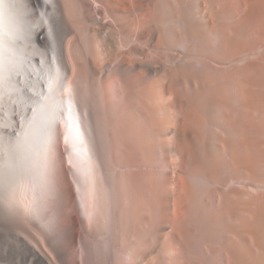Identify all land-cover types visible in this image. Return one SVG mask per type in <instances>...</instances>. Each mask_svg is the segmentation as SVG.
Returning <instances> with one entry per match:
<instances>
[{
    "label": "bare ground",
    "instance_id": "1",
    "mask_svg": "<svg viewBox=\"0 0 264 264\" xmlns=\"http://www.w3.org/2000/svg\"><path fill=\"white\" fill-rule=\"evenodd\" d=\"M3 1L24 264H264V0Z\"/></svg>",
    "mask_w": 264,
    "mask_h": 264
},
{
    "label": "rangeland",
    "instance_id": "2",
    "mask_svg": "<svg viewBox=\"0 0 264 264\" xmlns=\"http://www.w3.org/2000/svg\"><path fill=\"white\" fill-rule=\"evenodd\" d=\"M1 106L0 117L6 120L8 119L9 124L0 121V127L8 128L5 131H0V264H24L23 248L21 241L17 238V235H19V237H23L24 235L14 228H9L7 225L9 218L13 214L19 218L23 217L25 214L23 212L25 211L23 209L24 204H21L24 202V196L22 195H24L25 192V183H23L24 179H21V177H23V172L20 176V172L23 171L21 170L23 169L22 155L18 156L15 142L13 145L12 140H10V135H8L12 129L11 126L13 119L7 113V105L4 104V108H1ZM2 109L6 111H3ZM12 191L14 192L12 193ZM20 191L22 193H20ZM16 199L19 200V202H17ZM19 206L20 208H18ZM20 220L22 221V218Z\"/></svg>",
    "mask_w": 264,
    "mask_h": 264
},
{
    "label": "water",
    "instance_id": "3",
    "mask_svg": "<svg viewBox=\"0 0 264 264\" xmlns=\"http://www.w3.org/2000/svg\"><path fill=\"white\" fill-rule=\"evenodd\" d=\"M1 4H2L3 16H4L5 20L2 17L1 18L3 20L4 29L8 33L10 31V25H9L8 19H7V9L4 8V1L1 2ZM4 48H5V38L4 39H0V73H4V75H5V72H7L8 69H9L8 65L10 64L11 60L10 59H5L4 57H2L1 53H2V50ZM0 121H2V123L5 122V123L9 124L8 119L6 120V119L0 117ZM6 129H8V128L0 127V131H5Z\"/></svg>",
    "mask_w": 264,
    "mask_h": 264
},
{
    "label": "snow or ice",
    "instance_id": "4",
    "mask_svg": "<svg viewBox=\"0 0 264 264\" xmlns=\"http://www.w3.org/2000/svg\"><path fill=\"white\" fill-rule=\"evenodd\" d=\"M0 2H3V0H0ZM56 24H57V21L55 19H53V21H52L53 31H55ZM52 49H53V51H55V41L52 42ZM29 64H30V61L26 60L22 67L24 69H27ZM6 79H7V76H6ZM35 95H36L37 99H34L33 102L36 103L37 105L43 106L46 97L41 95L40 93H36ZM52 131H53V126H52V123L50 122L45 126V136L50 137Z\"/></svg>",
    "mask_w": 264,
    "mask_h": 264
}]
</instances>
